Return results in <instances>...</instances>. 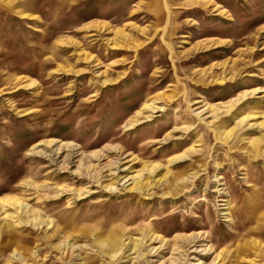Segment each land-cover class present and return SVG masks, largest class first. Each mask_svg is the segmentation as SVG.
I'll list each match as a JSON object with an SVG mask.
<instances>
[{
  "label": "rangeland",
  "instance_id": "rangeland-1",
  "mask_svg": "<svg viewBox=\"0 0 264 264\" xmlns=\"http://www.w3.org/2000/svg\"><path fill=\"white\" fill-rule=\"evenodd\" d=\"M0 264H264V0H0Z\"/></svg>",
  "mask_w": 264,
  "mask_h": 264
}]
</instances>
